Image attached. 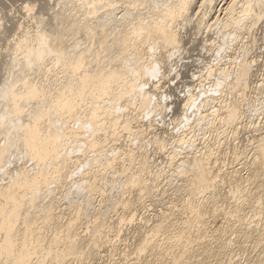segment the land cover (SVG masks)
Returning <instances> with one entry per match:
<instances>
[{
    "label": "bare ground",
    "instance_id": "bare-ground-1",
    "mask_svg": "<svg viewBox=\"0 0 264 264\" xmlns=\"http://www.w3.org/2000/svg\"><path fill=\"white\" fill-rule=\"evenodd\" d=\"M74 1H76V3L79 2V4L84 6V8L87 7L90 10V11H88L89 14L87 12H86L87 13L86 14L83 11H82L83 13H81L80 12L81 10H80V11H77V13L79 12L78 14L72 13L71 11H69L70 13H68V14L65 12L64 14L62 13L60 15L57 11V13L59 15L56 13V14H53V17H52V18H54L52 20L56 21L54 25L57 26L56 23H58L59 21H60V23H63V24L67 23L66 24L67 26H65L64 30H70L71 32L77 33L78 36L82 35L79 37V39L75 38L74 36L73 37L75 39L72 38V36H69L70 38H72V40L73 39L75 40V42H72L74 45L72 43L71 44L68 43L67 40H65L63 38V34H62L63 32H58V33L55 32L56 34L54 33L56 36H58V34L61 33V34H59L58 37H56L57 38L56 39L57 42H55L56 44L54 43V41H55L54 38H53L54 41H51V40L49 41V36H48V34L44 33V31H45L44 28L46 29L48 27L47 29H48V31L50 30L49 32H51L52 30H55L56 26L54 28V25L51 24L53 22L51 19L50 20L52 22L49 21L50 23H47V24H49V26L47 25V27H43V29H42L43 32L38 27H37L38 28L37 30L35 28L36 31H35L34 39L31 40L30 38H26V40L27 39L31 40L30 44L25 42L26 44H29L26 47L30 48V49L29 50L27 49L28 51L26 50V51H24V54H21L23 56V57L21 56L22 59H20V56H19L20 54L18 55L19 58H18V56H16L17 53L21 52V48H22L21 46L23 43L22 38H20L21 39L20 41L17 40V43L14 46L12 45L14 47V49H16L15 51L13 50L12 52H15L16 55H14V53H12L13 55L11 56V54H10L9 61L11 63H14L16 65V67H19V69H18L19 74L20 73L22 74V72H24L30 78H28L27 80L26 79L24 80V78H26V75H25V77L23 76L24 81L23 82L21 81V82L23 83V86L26 87V90L24 89L25 93L24 94L22 93L23 95L20 92H18L19 89L16 88L15 82L12 83V81H14V80H12L11 83L10 82H8V84L6 83V92H8L10 94V99L12 100L11 107L13 105V108L0 113V131L5 132V135H4L5 137L3 136L4 139L1 140L2 137L0 138V163L5 162V161L7 163L9 162V160H10L9 158L11 157V155L13 154V151H14L13 149H15V146H14L15 144L13 145L11 143H12V141L13 142L17 141V138H19L18 141L21 142L20 145L22 146L21 149L23 150V153L26 150V153H28L29 156H31V158H33V159H35L34 157H36V159L38 158L39 162H40V166L42 167V169H40L41 167H39L40 171L38 170L39 171L38 172L35 170L34 171L28 170L29 167L27 169L24 168L25 172L21 170L22 173L19 172V174L18 175L15 174L14 177H13L14 172L13 173L11 172L13 175L10 173L11 176L9 174L10 177H8L7 175H6L7 177L6 176L3 177L2 173L0 172L1 173L0 174V239H2V241H0V264H49V263L50 264H61V263H63V261H67V260L69 261L72 258H74V260L76 258L79 261V259L80 260L85 259L84 257L86 255L84 256V254L87 252L88 249L90 250V251H88L90 256L93 257V255H94V259L96 258L95 260L100 259L102 261L104 259L102 254H103V252H105V250H103L102 247L106 246L109 248V250H111V252L112 251L115 252L117 250L116 249L117 246H115L116 241L115 242L113 241L114 237L112 239V238H109L108 236H109V233L111 231H112L111 233H113V231L117 232L115 230V228H116V225H118L119 221H111L110 220V223L103 225L104 227L107 225V228H109V230L111 229V231L109 233L105 230L106 228L105 229L102 228L103 227L102 225H97V227L98 226L99 227L102 226V227H101V229H98L99 227L97 228V231H95L96 234L91 233V235L93 234L95 237L89 236V238H87V236L80 235L81 232L83 233L84 229H82L81 232L78 231L80 228H82L85 225H86L85 230H87L89 228V227L87 228V226H89V225H87V222H85V224L82 225V224H80V220H79V222L77 221L78 219H81V218H79V216L81 217V214H85V213H82L84 211L82 210V206H80L79 201L81 202V200L85 199L84 200L86 203L85 206H88V205H90V202L92 201V199H94L93 196L96 193H98V192L103 193L104 189H102V187H101L102 184H98L100 181H99V177H97V176L102 175V174H100L102 169H105V171H106V169L112 170V168H116L115 167L116 161L119 160V158L115 161V165H114V160H115V158H117L120 155V154L116 155L115 151H114V154H115L114 155L112 153V151L110 150L113 156L111 155V153H109L110 155L102 154V156H101L100 154L97 155L98 152H96L95 154L97 156L95 154L93 155V153H92L91 157H87L88 152L91 153L92 150L98 149L97 146H98V142L100 141L99 140L100 136L97 134L96 129L98 127L101 128L100 126H103L104 124H106V122L108 123V121H109V123H108L109 125L107 124L108 126L111 125L110 121L112 124L116 123L115 127L119 126L118 123H121V121H119V120H121V118L119 117L120 114L118 116L113 115L114 114L113 108H115L116 112H118L117 110L119 108L115 107L117 105V103H119L117 101L124 99L125 96H127L126 98L129 97L130 100H133L132 98L137 97V100L141 104H143L142 106L140 104V106L143 108H144V105L145 106L147 105V109H148V106L150 108L152 105H154L153 102L155 100V97H157L159 95L158 93L162 92V89L165 88V85L169 84V83H167V84L165 83V81H166L165 79L168 76V71H172L173 68H172V66H169L170 64L167 65V61L170 62V60L172 58H174V55H175V57L181 58L182 56H180V55L184 54L182 52H184L183 50L186 49V45L189 46L188 43L190 42V40H192V43H193V41H196V39H200L202 36L203 39L201 38L202 39L201 44H203V45H201L200 49H202V51L204 53L209 55V57L213 56V58H214V56L217 53L221 52L220 50H222V48L223 49L226 48L225 47L226 45H229L231 43L234 44L235 42L239 43L240 39L243 42V40H245V39H243L244 38L243 37L244 32L247 30L248 31L246 32L245 35L248 36L247 33H249V34H251L252 37H254V38H252V41L255 39V41H254L255 43L254 42L251 43V40L249 42V43L253 44L252 49H255L254 48L255 45H260L257 43V41L259 40V38L257 36V34L259 33V29L262 30V28H264L263 27L264 24H263V26L261 25V23L264 21V0H74ZM74 1H73V3H74ZM24 7H26L27 10H28V8L31 9L30 4H26V6H24ZM77 8L78 7H76V9ZM87 8H85L86 11H87ZM64 10L66 11L67 9L64 8ZM54 12H55V9H54ZM90 13H91V15H90ZM39 16H40V14H39ZM39 18H36V19L38 20ZM44 21H45L44 25H46L47 20H44ZM42 23H40V25H42ZM218 27H219L218 31L219 32L222 31V34H224L226 36V40H224V39L222 40V38H224L225 36L222 37L221 39H220L221 36L220 37H218L219 35L217 36V34L219 32H215V30L217 31L216 28H218ZM62 28H63V25H62ZM48 31H47V33H48ZM212 32H214L213 34L216 35V38L213 37L214 35H211ZM23 34H24V32H23ZM49 35H51V34H49ZM260 35H261V33H260ZM262 35H263V33H262ZM52 36L53 35H51L50 38ZM256 36L258 38L257 41H256ZM83 37H86V38H84V40L90 39V38L93 40V38H95V41H96V39H97V44H98L97 46H99L100 50L98 49L99 52L96 55L98 57H96L95 54H93L94 59H95V57L98 58L95 61H94V59L92 60V57H91V60L89 59L91 56V50H90L91 48L89 46H91V45H89L88 48L86 47L85 50L84 49L82 50L81 46H79L80 43L83 44V42H84V41H82ZM204 37H208V38L205 39ZM217 37H218V39H217ZM66 39H68V38H66ZM247 39L248 38H246V40ZM250 39H251V37H250ZM78 40H80V42H78ZM92 40L90 43L93 42ZM246 40L244 41L243 47L245 45H247L246 43H248V42H246ZM192 43L190 42V44H192ZM93 46H92V48H94ZM190 46H189V48H191ZM247 46H245L246 49H247ZM249 47L251 48V45ZM245 48H242V49L244 51H246ZM258 48L259 47H257V49ZM25 49H22V50H25ZM229 49H230V47L228 48V50ZM233 49L235 50V47ZM233 49L231 50V52H233ZM237 49L239 50V48H237ZM18 50H19V52H17ZM193 50H194V48H193ZM225 50H223V51H225ZM190 51H191V49H190ZM215 51H217V53H215ZM191 52H189V49H188V54ZM236 52H239V51H235V53H233V54H237ZM251 52L249 51V52H247V54L251 53ZM70 53L71 54L73 53L72 54L73 58L71 57L72 55ZM95 53H97V52H95ZM185 53H186V51H185ZM240 53H239V55L243 56V58L240 56L242 59L237 60L239 58L238 55H236L238 57L237 58L235 55H232L231 53L228 52V54H231V57L234 56L236 58L234 59V57H233L232 60L231 59L228 60L227 62H229V63H227V65H226L225 61L227 59H229L230 56H228L229 58H226V60H224L226 52L223 55H222V53H219V55L220 56L222 55L224 58L223 63L218 62V61H217L218 63H213V62L210 63L211 61H209V64H211V65H206V67H205V65H203L205 68L203 67L204 70L201 71L202 73L200 75H198V78L196 79L197 83L194 84V86H196V87L199 86V90H200V87L204 88L205 85L208 83V81L212 78L211 76L213 75V73H215L216 70L217 71L220 70L221 72H219V73H221L222 76L219 77L220 76V74H219L218 77L221 79L220 80L217 79L216 81L214 80V82H216L217 85L218 84L221 85L220 87H222V88H223L222 84L232 85V87L241 86L242 88L240 91H243V90L246 91V89L249 87L248 79L250 77V73H251V71L254 70V67L252 64L256 61L250 62L249 60L251 58H250L249 54H248L249 55V57H248L249 60H248V59H245L246 53L245 54H240ZM189 55H191V54H189ZM189 55H188V57H189ZM220 56H218V57L220 58ZM184 57H182V58H184ZM192 57H193V55H192ZM210 59L212 60L211 57H210ZM254 59L255 58H253V60ZM97 60H99V62ZM221 60L222 59H220V61ZM256 60H257V58H256ZM186 61H184V64H186ZM176 62L178 63L179 59ZM195 63H197V62H195ZM184 64L182 65L183 68L185 66ZM96 66L99 68H97ZM189 66H190V64H189ZM254 66H257L256 63H254ZM16 67L14 68L13 71H15ZM183 68H180V69H183ZM173 70H175V69H173ZM176 70H177V68H176ZM52 72H54V74H52ZM59 72L62 73V76L59 79H58V77H60V75L56 78L57 79L56 84H58V87L56 86V90H51V89L48 90L49 88H47V87H50L49 86L50 84L48 85V83H46V78L48 77V79H49V77H50V79H51V74L54 77V75L56 74L55 76H57L58 75L57 73H59ZM173 73H174V71H173ZM216 73H218V72H216ZM13 76H15V75L13 74ZM19 76H22V75H19ZM53 77H52V80H53ZM215 77L216 76H214V78ZM18 81H17V83H18ZM47 81H49V80H47ZM51 81H49V82H51ZM54 82H56V81L54 80ZM213 85H215V84H213ZM217 85H215V86L217 87ZM23 86H22V88H24ZM168 86H170V85H168ZM216 87H215V90H216ZM222 88H221V90H222ZM228 89H229V86H228ZM230 89H232V88H230ZM164 90H166V89H164ZM212 90L213 89L211 88V91ZM215 90L213 92H215ZM221 90H220V92H221ZM217 91H218V87H217L216 92ZM229 91L230 90H228V93H229ZM200 93L202 94V92H200ZM161 94H163V92ZM204 94H206V92ZM195 95H196L195 93H191L189 95V98L186 100V103H184L185 104L184 106H188L189 104H191L193 102L192 100L194 99ZM203 95H202V97H203ZM242 95L240 97H242ZM223 97H224V95H223ZM24 98H28V101H31V102L34 100H37L35 102V104L32 103L33 105H35L34 106L35 108L32 106L33 110L32 111H31V109L29 110V111H31V113L30 112L25 113L24 112L25 108L22 109V107L24 105L22 103V100ZM105 98H107L108 101H111V103H113L115 106L112 105V107H111V105H110L111 103L109 104V102H108V104L110 105L109 106L106 103L107 99L105 100ZM156 99H158V98H156ZM224 99H225V97H224ZM209 101H211V100H209ZM125 102H126V100H125ZM128 102H127V104H128ZM225 102H226V100H225ZM225 102H223V103H225ZM32 104H30V105H32ZM206 104H207V101H206ZM226 104H228V103L226 102ZM226 104H225V106H226ZM27 105H28V103H27ZM121 105L119 107H121ZM220 105H223V104H220ZM140 106H139V108H140ZM156 106H157V104H156ZM156 106H154V107H156ZM24 107H26V104L24 105ZM122 107H123V105H122ZM221 108L224 109V111L223 110L222 111L226 115L224 116V114H223L222 116H223V119L225 117V119L227 120V123L235 122L237 119L240 118V114H239L240 110L237 106L228 104V107L226 106V107H221ZM123 109H126V108H122V110ZM135 109H137V108H135ZM145 109H146V107L144 108V111H145ZM147 109H146V111H148ZM162 109H163V107H162ZM193 109H194V107H193ZM153 110H150V111H153ZM116 112H115V114H117ZM243 112H245V111H243ZM222 113H220V114H222ZM72 117H74L75 119L73 118L74 120H72ZM117 117H119L120 119L118 120ZM128 117H129V115H128ZM210 117H211V115H210ZM68 118H71L70 120H72L73 122L75 121V124L73 123L71 125H76V123H77L76 127L71 126L73 128V130L69 129L71 127H68V125H70L69 124L70 120H68ZM134 118H136V117H134ZM129 120L130 119L127 118L126 121H124L125 123L122 122L124 124L119 126V129L121 127L122 130H120V131L118 130V132H121L123 134V133H126L128 131L132 135L134 134L133 132H135V134H136L137 129L132 132L131 122ZM190 120H192V119H190ZM202 121H201V123H202ZM10 122H11V125H10ZM84 122H85L84 125L86 127H88V129L93 130L94 132L93 131L92 132L94 134H97V136H99V137H95L94 134H92V135L90 134V136H87V133H85L84 129H82L83 127L81 126L82 123H84ZM189 123H190V121H189ZM201 123H199V124H201ZM62 124H65L64 128H63ZM114 124L112 125L113 127H114ZM97 125H100V126L97 127ZM78 126H81L82 128H80ZM230 126H231V124H230ZM11 127L13 128V132L16 133V136H17L16 139H14L12 136H9L10 134L7 137V134L10 132ZM113 127H111V128H113ZM94 128H96V129H94ZM103 128L106 129L105 126L102 127L101 129H103ZM101 129H99V130H101ZM107 130H110V129H107ZM112 130H114V129H111V131ZM11 131H12V129H11ZM103 131H104V129H103ZM124 131H126V132H124ZM90 132H88V134ZM100 132H99V134H100ZM116 132H117V130L115 128V133ZM144 133H146V132L144 131ZM144 133L141 132L140 130L139 131L137 130L135 140L139 141V143L140 142L142 143L143 139L145 138V137L144 138L142 137ZM109 134L112 135V132ZM119 134L120 133H118V135ZM263 134H259L261 136H259V139H257V141L254 140V138H255L254 137L253 141H251L250 144H247L248 146L249 145L251 146V147L249 146L250 148L253 147V149H254V155H253L254 158L252 157L253 160H251V164H248L246 162L247 163L246 164V166H247L246 170H248V171L251 170L253 172L252 180L255 184V187L254 188L252 187L253 189L250 187L252 190L251 189L248 190L247 188H249V187H247L246 189H243L244 187L242 185L243 188L241 189V187H239L238 181H237L238 184L234 182V184H237L238 187L241 189L239 191V195H238V191H237V190H239V188L234 189L236 191L235 195L239 196L238 201L236 200L237 198L234 199V200H236V202L238 204V205L236 204V207L239 206L241 209V207L247 206V207H250V209L251 208H254V209H252V212L250 214L246 213L245 216H242V217L240 216V218H236L237 219L236 221L233 220L236 222V224L233 223L232 224L233 226L231 228L229 227L230 230H228V231L225 230V231H227L226 232L227 234L229 233V231H231L232 234L233 233L236 234L235 238H238V240H236L235 238L234 239L236 240L237 243H239L238 249L242 251V253L239 252L240 255L244 254L243 251H245V249L247 251L249 250V249H247L249 245H245V243L247 241H249L250 239H253L256 242L255 245L260 247L261 252L259 254H255V255L252 254L250 256L248 253H245V255L246 254L249 255L247 257L245 263L243 261H241L240 259H237L238 253H236V250L234 248L238 247V245H236V247L234 246V244H236V243L233 242L234 239L231 238L230 236L226 237V234H224L225 237L222 236L223 232H222V234L221 233L218 234V236L216 235L217 236L216 239H213V240L208 241V242H206L204 240L205 242H203V243H201L202 240H201V242H199V240L202 238L201 236L203 235V231L205 229L203 226L204 223L201 224V222L206 220V218L201 214V210H202V213H204L205 208H208V210L210 208V211H211V209H215L217 207L215 205V203L213 204L211 202V199H212L211 196L215 197L218 190H220V187L222 185V183H221L222 180L221 181L217 180L219 177L218 172L216 173V175H213L214 171L212 173L210 171V169H211L210 163H211V161H213L212 159L214 157L213 156L211 159V155L214 152L213 151H212L213 153L207 152L208 149L206 150V152H202L200 149V152H201L200 155H197L195 153L192 155L193 151H189V150H190V148L191 149L195 148L197 146V144H196V146H195V144H193L194 141H193V135L192 134L191 135L186 134L185 136L180 137L177 140V142H178V145L179 144L182 145L181 147H183V146H185L186 148L188 147L189 150L188 149L187 150H188V154H190V155L186 154L184 160L181 159L180 161H178L177 166L175 168V171H176V173L178 172V174H182L185 176H186L187 171L190 172V174H188L185 178H182V179H185V181L187 180L188 184L187 183L186 184L191 186L190 192H191V190H193V192H191L192 195L189 193L191 196L187 195L188 196L187 199H190V202L188 200L189 204H192V203L194 204L193 209L195 208V210L192 211V214H190L192 216L187 218V219L190 218L188 221L185 222L184 219L182 220L183 223L179 222L178 220L173 218L175 213L174 214L169 213L168 214L169 216H168V215H166V213H167L166 211H165L166 212L165 214L161 211L163 214H160V218H159V215H157L159 220H157L156 223H153V224H155L153 227H150L152 230H150V232L145 231V233L142 232V234H139L141 241L138 242V246L136 244L137 248H134V249H136L134 251V255L131 256L130 259H128V261H127L128 263L125 261L126 264H154L153 263L154 261H157V263H159V264H177V263L178 264H264V223L262 222L263 227H261L260 223H259V220L262 219L261 216H262V212H263V211H261V208H262L261 205L264 202L261 201V199H263V198H262L261 193L258 192L260 187H261V183L263 184V181H264V135ZM114 137L115 138H113L111 141L115 145L117 143L116 141L119 140V138H117V140L115 141L117 135ZM127 137H130V136H128V134H127ZM104 139H105V137H104ZM123 139L127 140L128 138L123 137ZM166 140H168V139H166ZM127 142L132 144V142L129 140H127ZM128 143L126 145H128ZM159 143H160V141H159ZM156 144L157 143L155 142V145ZM100 145H101V143H100ZM132 145H130V146H132ZM155 145H153V146H155ZM161 145L163 146V144H161ZM202 145H204V144H202ZM63 146L66 149L65 150L63 148V150L69 154H70L69 151L75 152V149L77 150V148H75L76 146L81 147V148L79 147L78 150H83V152L78 151V152H80V153L82 152V153L81 154L79 153V155H77V159L75 157L73 158L75 160L74 162L76 163L77 166L82 164V163L81 164L78 163L81 160L83 163L84 162L88 163L90 165L89 168L91 166L94 168H95V166H97V168H95V169H98V170H96V172H98V173L100 171V169H99L100 166L98 167V165H101L102 169H101L99 175L91 174L92 175L91 176V175L87 174V178L85 180H83V182H81V180H80V183H79V181L77 180L79 184L76 182V185H75L72 182V184H73V185L71 184L72 188L70 187L71 189H67V193H68V190H70V191L68 194L66 193V195L64 197H65L66 201L68 202V204L70 206H73V208H75L74 205L77 203L76 207H78V209H77V211L76 210L74 211V209H73V211L75 213V214H73V218L71 220L68 219L69 220L68 224L65 223L64 225H62V228L60 231H59V228L61 227V225L59 226L57 231L56 230L51 231L52 229L50 230V228H49V226L51 224L52 225H56L58 223L61 224L62 223L61 220L63 219V217L68 215V213H65L64 209H62V206H61V208H58L60 206L56 202V199H57V197H55L56 195L51 193L52 190L50 189V186H49V188H47V185H50V184H52V186L55 188H57L59 186V184H57V183L59 182L58 180H60L59 179L60 176L58 179H56L55 175H57V174L55 173V171L57 172V170L59 168H62L65 165V163H70V161H71V160H69V162L68 161L65 162V158L68 157L69 154L66 155L67 153L65 154L64 152H62L64 154L59 153L60 150H62L59 147L62 148ZM108 146H109V143H108ZM138 146H140V145H138ZM162 146L160 147V145H159L158 148L163 150ZM12 147H13V149H12ZM115 147H117V144ZM118 147H123V146H118ZM179 147H180V145H179ZM185 147H184V150L186 151ZM123 148H125V147H123ZM246 148H247V146H246ZM113 149H115V148L113 147ZM129 149H131L130 151H132L131 147H129ZM135 149L133 148V150H135ZM165 149H166V147H165ZM118 150H119V148H118ZM120 150L124 151V149H122V148ZM126 150L127 149H125L124 154L121 156L122 158H125V155H126L125 152L128 151V150L127 151ZM246 150H248V149H244L243 151L241 150L242 151L241 154H243V152ZM134 152L136 153V150L133 151V153L131 152L132 156L130 155V153L127 152L128 154L126 156H128V157L131 156L133 158V155H134V158H136V156L138 154L135 155ZM137 152L139 153V151H137ZM239 152H240L239 150L236 152L234 150V153H236L235 155L237 156V158L240 155ZM90 153H88V154H90ZM105 153H107V152H105ZM118 153H119V151L117 152V154ZM140 153H142V150ZM178 153L180 154V151ZM244 154H245V152H244ZM144 155L142 156L143 160H145L144 157H146ZM29 156H28V158H29ZM176 156H177V154L175 152L172 153L171 159L176 158V160H177L178 158ZM248 156L251 157V155H248ZM132 158H131V160L134 159V158L133 159ZM242 158L244 160V157H242ZM78 159H79V161H77ZM167 159H170V158H167ZM123 160H125V159H123ZM123 160L120 158L119 163L123 164V162H124ZM127 160L128 159H126V161ZM136 160L139 161V164L143 165L142 168L140 166L139 167L140 170L138 168L136 169V170H139L138 172L135 170L136 172L133 171L135 174L133 173L132 175H129L126 180L123 179L124 180L123 184H125V185H122V186H126V185L128 186V184H130L129 187L130 186H131V188L133 187L132 189L135 188V191L137 193L135 194L136 198H134V201L135 200H137V201H135L136 203L134 204V202L132 201L133 198L129 197V198H125L121 202H116V201L115 202L116 203H122V204H119V206L121 205L123 210L124 209L127 211L130 210V212L134 211L138 207L142 208L144 210V212L142 214L141 221L143 223L144 222L146 223V222L152 221V220L146 217V213H147L146 209H149V208H148V205H146L145 202H143V199H144L143 197H146V199L150 198V196L153 194L154 187H156L157 185H155L154 187H152L153 189H151V186H149L150 182L146 184L147 181H145V179L144 178L142 179V177H141V174L143 175L144 173H146L145 171H147V170H144L148 165L146 163L147 160H146V162L142 161V163L140 162L139 158H137ZM61 161L65 162V163H63V166H61L59 164V162H61ZM133 162H134V160H133ZM169 162H171V161L169 160ZM173 162H175V161H172V164H173ZM11 163H13V162H10V165H12ZM144 163H146L145 167H144ZM256 163H258V165H256ZM3 164H0V166L2 167ZM129 164H131V163H129ZM129 164H128V166H129ZM4 165L6 168V164H4ZM255 165H256V168L253 169V167H255ZM59 166H61V167H59ZM122 166H124V165H122ZM125 167H123V168H125ZM131 167H132V164H131ZM2 168L0 169V171L2 170ZM43 168H44V171H43ZM77 168H79V167H77ZM123 168H122V170H124ZM240 168H242V167L240 166ZM9 169H10V167H9ZM49 169H51V171H52L51 173H50ZM63 169L66 172V169L65 168H63ZM83 169H84V167H83ZM3 170H4V168H3ZM64 170H62V171L64 172ZM72 170H74V169H72ZM122 170L120 171V173L121 172L124 173V171H122ZM126 170L129 171V173L131 174V172H132L131 169L128 170V168H127ZM148 170H149V168H148ZM150 170L153 171L152 169H150ZM163 170H164V168H163ZM165 170H167V169L165 168ZM217 170L218 169L216 168L215 171H217ZM240 170L236 167L232 169L233 173L236 172L237 174L241 173ZM59 171H61V170H59ZM71 171H70V174H71ZM105 171H104V174L107 173ZM119 171L117 173H119ZM93 172H95V171H93ZM112 172H113V170H112ZM156 172L153 171V173L152 172L151 173H152V175L153 174L157 175ZM161 172H163L162 169H161L160 173ZM189 172H187V173H189ZM4 173L5 172H3V174ZM54 173H55V175L53 176ZM109 173H111V172H109ZM158 173H159V171H158ZM76 174L77 173H75V175ZM79 174H80V172H79ZM79 174H77V177ZM115 174H116V171H115ZM124 174H122V175L124 176ZM172 174H173V172H172ZM172 174L170 173V175H172ZM67 175H69V174H67ZM72 175H74V174L72 173ZM88 175H89V177H88ZM111 175H113V174H111ZM220 176H222V174ZM63 177H65V176H63ZM145 177H146V175H145ZM150 177L146 178V179H150V181H153V180H151ZM153 177H155V176H153ZM153 177H152V179H153ZM160 177H155L156 178V179L154 178L155 181L157 180V182H158V179ZM182 177H184V176H182ZM211 178L213 180H211ZM249 178H251V176L248 177V179ZM63 179H62V181H63ZM169 179H172V178H169ZM56 181H57V183H56ZM102 181L104 182V180H102ZM102 181H101V183H102ZM155 181H154V183H155ZM230 181H232V180L230 179ZM163 182H165V181H163ZM224 182H226V181L224 180ZM226 183L228 184V181ZM230 184H232V183H230ZM151 185H154L153 182H151ZM171 185H173V184H171ZM230 186L232 187V185H230ZM43 187H46L47 190L45 188L43 189ZM158 187H161V186H158ZM235 188H236V186H235ZM80 190L83 191L84 196H81L82 199L78 200L77 194H75V193L77 191H80ZM162 190H164V189H162ZM185 190H187V189H185ZM188 190H189V188H188ZM128 191H129V189H128ZM208 191H209V193H211V195L207 196L206 193ZM221 191H223V190H221ZM230 192L233 194L232 191H230ZM130 193H132V192L130 191ZM154 193H155V191H154ZM156 193H159V192L156 191ZM160 193L164 194L162 192H160ZM44 194L47 195L46 197L50 198L48 201L49 203H47V206H45V205H44L45 207L41 206L44 210L47 209V212L45 211L46 212L45 215L43 217L41 216L42 220H43V221H41L42 223L35 226V225H33L34 223L33 224L31 223L32 219H31V221H29L31 224L28 222V219H29L28 213H30L31 217H32L34 215V213L40 211L37 208L38 211L33 212V210H37L35 207L36 206L38 207V203L36 204V202L38 201V199H40L39 197L45 198ZM98 194H96V195H98ZM148 194H150L149 197H147ZM213 194H215V195H213ZM96 195H95V197H96ZM120 198L123 199V196ZM120 198H119V200H121ZM59 199H60V197H59ZM146 199H144V200L146 201ZM158 200H160V199H158ZM66 201H64L65 205L67 204ZM131 201L133 203H131ZM42 204H43V202H42ZM114 204L115 203H113V205ZM133 204L137 205L136 206L137 208L134 209ZM185 204L187 205V203H185ZM81 205H82V202H81ZM91 205H90V207L93 206V205L92 206ZM107 205H108V203H107ZM68 207H66V208H68ZM88 207L86 208V210L88 209ZM172 207H169V208H172ZM107 208L109 209L110 207H107ZM232 208H233V206H232ZM234 208H235V206H234ZM71 209H72V207H71ZM83 209H85V208H83ZM106 209H104V210H106ZM208 210H207V212H208ZM98 211H100V210H98ZM167 211L170 212L171 210L170 211L167 210ZM232 211H234V210H232ZM260 211H261V213H260ZM105 212L107 213L108 211H105ZM239 213H241V212H239ZM21 214H25V216L23 215L25 219H23V217H22V220L20 219ZM70 214L71 213L69 212V215ZM88 214H89V212H88ZM98 214H99V212H98ZM171 214H173L172 215L173 217H170ZM205 214L206 213H204V215ZM229 214H230V212H229ZM86 215H87V213H86ZM134 215H135V212H132V215H131L132 217L131 216L130 217L134 218L135 217ZM236 216H239V215L237 214ZM87 217H89V215ZM94 217H95V215H94ZM97 217H98V215L96 216V218ZM84 219H86L85 216H84ZM115 219L118 220V218H115ZM134 219H136V218H134ZM123 220H125V219H123ZM131 220H133V219H131ZM64 221H66V220H64ZM121 221H122V219H121ZM141 221H140V223H141ZM231 221H229V222L231 223ZM33 222H37V221L34 220ZM81 222H83V220ZM106 222H107V220L105 221V223ZM123 222L124 221H122L120 223L122 224ZM90 223H92V221ZM121 224H119V225L121 226ZM142 225H144V224H142ZM95 227L96 226L94 225V228ZM260 227H261V229H260ZM47 228H49V230L52 233H50L49 230H48L49 232H47ZM91 228H90V230L89 229L88 230L91 231L92 230ZM192 228H195V229H192ZM141 229H143V226ZM159 229H160V231H159ZM94 230H96V229H94ZM146 230H148V229L146 228ZM115 232H114V234H115ZM119 232H121L120 229H119ZM131 232H132V230H131ZM139 232H141V231H139ZM84 233H88V231L84 232ZM107 233H108V235H106ZM233 235H232V237H233ZM118 236H119V234H118ZM118 238H120V237H117V239ZM216 240H218V242H216ZM253 240H251V241H253ZM86 242H88V244H89V246L87 245L88 247H86L88 249H86V252H80L81 255H78V253H76L77 252L76 247H81V246L85 245ZM57 245L59 246L58 248H57ZM252 247H254V246H252ZM114 249H116V250H114ZM83 251H85V249H83ZM106 251H107V249H106ZM151 251L153 253H151ZM111 252H110V254H111ZM89 254H87L88 258L90 257ZM131 254H132V252H131ZM104 255H105V253H104ZM151 255H153V257H152L153 259L152 258L150 259ZM106 256H104V257H106ZM108 256H109V254H108ZM92 257H90L89 259H92ZM242 257H244V256H242ZM178 258L179 259L181 258V259L178 261ZM72 261H73V259H72ZM101 261H100V263H102ZM98 262H99V260H98ZM65 263L66 262H64L63 264H65ZM67 264H70V261ZM96 264H99V263H96ZM111 264H113V262ZM114 264H119V263L116 262Z\"/></svg>",
    "mask_w": 264,
    "mask_h": 264
},
{
    "label": "rangeland",
    "instance_id": "rangeland-1",
    "mask_svg": "<svg viewBox=\"0 0 264 264\" xmlns=\"http://www.w3.org/2000/svg\"><path fill=\"white\" fill-rule=\"evenodd\" d=\"M74 1V0H73ZM73 1L72 0H0V113L1 112H3V111H7V110H9V109H11V108H13V105H12V107H11V102H12V100L10 99V94L8 93V92H6V83L8 84V82H10L11 83V81L12 80H14V81H12V83H14L15 82V85H16V88L17 89H19L18 90V92H20L21 94L23 93H25V90H26V87L25 86H23V81L26 79H28V78H30V77H28L27 75H26V73H24V72H22V74L20 73L19 74V71H18V69H19V67H16V65L14 64V63H11L10 61H9V59H10V54H11V56L13 55L12 53H14V55H16L15 54V52H12L13 50L15 51L16 49H14V45L17 43V40L18 41H20L21 39L20 38H22V40H23V43H22V48H21V52H19V50L17 51V52H19V53H17V55L16 56H18L19 54V56H20V59H22L21 58V54H24V51H26L27 49L29 50L30 48H27L26 46L27 45H29L30 43H31V40L32 39H34V36H35V31L39 28L40 30H42L43 29V27H47V25L49 26V24H47V23H50L49 21H51L52 19H54V18H52L53 17V14H56L57 13V11H58V13L61 15L62 13L64 14L65 12L68 14V13H70L69 11H71L72 13H77V11H80L81 13H88V11H90L87 7H85V8H87V11L85 10V8H84V6L83 5H81V4H79V2H77L76 3V1H74V3H73ZM25 3V4H24ZM26 4H30V6H31V9L30 8H28V10L26 9V7H24V6H26ZM76 6H75V5ZM78 5V6H77ZM63 6V7H62ZM65 6V7H64ZM33 7V8H32ZM76 7H78L77 9H76ZM64 8H66L67 10L65 11L64 10ZM70 8V9H69ZM54 9H55V12H54ZM83 9V10H82ZM44 10V11H43ZM64 10V11H63ZM75 11V12H74ZM83 11V12H82ZM29 13V14H28ZM52 13V14H51ZM57 13V14H58ZM79 13V12H78ZM77 13V14H78ZM86 13V14H87ZM39 14H40V16H39ZM58 14V15H59ZM85 14V15H86ZM89 14V13H88ZM52 15V16H51ZM90 15H91V13H90ZM43 18H42V17ZM51 16V17H50ZM89 16V15H88ZM40 17V18H39ZM50 17V18H49ZM19 18V19H18ZM36 18H39L38 20L36 19ZM49 18V19H48ZM34 19V20H33ZM51 19V20H50ZM29 20V21H28ZM44 20H47L46 21V25H44L45 24V21ZM34 23H33V22ZM38 21V22H37ZM53 21V20H52ZM51 21V22H52ZM43 22V23H42ZM55 22L56 21H53L51 24H55ZM36 23V24H35ZM38 23V24H37ZM40 23H42V25H40ZM59 23V24H58ZM58 23H56L57 24V26L56 25H54V28H55V26H56V28H55V30H52L51 32H49L48 31V27L45 29L44 28V30L46 31H44V33H46V34H48V36H49V41L51 40V41H54L53 40V38L55 39V41H54V43L55 42H57L56 41V37H58L59 36V34H61V33H59L58 34V36H56L55 34L56 33H58V32H63L62 34H63V38L65 39V40H67V42L68 43H72V42H75V38H78L79 39V37L80 36H82V35H79L78 36V34L77 33H74V32H71L70 30H64V28H65V26H67L66 24L67 23H60V21L58 22ZM35 24V25H34ZM263 24H264V21L261 23V25L263 26ZM37 25V26H36ZM62 25H63V28H62ZM36 26V27H35ZM41 26V27H40ZM20 27V28H19ZM23 27V28H22ZM38 27V28H37ZM264 27V26H263ZM35 28H36V30H35ZM61 28V29H60ZM32 31H31V30ZM63 29V30H62ZM217 29V31L215 30V32H219L218 31V29H219V27L218 28H216ZM264 28H262V30L261 29H259V33L257 34V36H258V38H259V40H258V38H257V36H256V41H257V43L258 44H260V45H255V49H252L253 48V44H251L252 42H254L255 41V39L252 41V38H254V37H252L251 36V34H249V33H247L248 34V36H246L245 34H246V32L248 31H245L244 32V38L243 39H245L246 40V38H248L247 40H246V42H250V40H251V43H246L247 45H245V46H247V49L245 48V46L243 47V45H244V41L245 40H243V42L241 41V39H240V42L238 43V42H235L234 44L233 43H231V44H229V45H226L224 48L226 49H223L222 48V50H220L221 52H219V53H222V55L223 54H225V52H226V54H225V59L223 58V56L221 57L220 55H219V53H217V51H215V53H217L215 56H214V58H213V56H210L211 58H212V60L210 59V57H209V55H207L206 53H204L203 51H202V49H200V47H201V45H203V44H201L202 43V39H203V37L201 36V38L200 39H196V41H193V43H192V40H190V42L192 43V44H190V42L188 43V45L191 47V48H189V46H187L186 45V49L185 50H183L184 52H182V53H184L183 55L185 56H183V55H180V56H182V57H184V58H178V57H175V55H174V58H172L171 60H170V62L169 61H167V65H169V66H172V68L173 69H175V70H173L172 69V71H168V76H167V78L165 79L166 81H165V83L167 84V83H169V84H167V85H165V88H163L162 89V92H163V94H161L162 92H160V93H158L159 95L157 96V97H155V100H154V105H152L150 108H149V106H148V109H147V105L145 106L144 105V108L146 107V109L148 110V111H146V109H145V111H144V108L143 107H141L143 104H141L138 100H137V97H134V98H132L133 100H130L129 99V97L128 98H126L127 96H125V98L124 99H122V100H119V101H117V102H119V103H117V105L115 106L113 103H111V101H108V99L107 98H105V100L107 99V101H106V103L108 104V102H109V104L111 105V107H112V105L113 106H115V107H117V108H119L117 111L118 112H116V110H115V108H113L114 109V114L113 115H119V117L121 118V120H119L120 118L119 117H117L118 118V120L119 121H121V123H118V125L119 126H121L122 124H124L125 122L124 121H126V119L128 118V119H130L129 121L131 122V129H132V132L133 131H135L136 129L139 131H141V132H143L144 133V131L146 132V133H144L143 134V141H142V143L140 142L139 143V141H137V140H135V136H136V134H137V130H136V134H135V132H133L134 134V136L132 135V134H130V132H128L127 130V132L126 131H124V132H126V133H121V132H118V130L120 131V130H122L121 129V127H120V129H119V126H117V127H115V124H114V127L112 126L113 124L111 123V121H110V126L111 127H113V128H111L110 126H108L109 124V121H108V123L106 122V124H104L103 126H100V125H97V127L98 126H100L101 128L102 127H106V129L105 128H103L104 129V131H103V129H101V128H94V129H96L95 131L97 132V134L100 136H97V134H94L93 132V130H91V129H88V127H86L84 124H85V122L84 123H82V127L81 126H78V127H80V128H82V129H84V131H85V133H87V136H90V134L92 135V134H94V136L95 137H99V142H98V146H97V148L98 149H96V150H92L91 151V153L90 152H88V153H90V154H88L87 153V157H91V155H92V153H93V155L96 153V152H98L97 153V155L98 154H100L101 156H102V154H105V155H110L109 153H111V151H112V153L114 154V151L116 152L115 154L116 155H119L117 158H115V160H114V165H115V161L119 158V160H120V158L123 160V159H125V160H123L124 162H123V164L122 163H119V160H117L116 161V165H115V167L116 168H112V170H113V172H112V170L111 169H106V171H105V169H102V166L101 165H98V167H99V169H100V171H101V169H102V171L104 170L105 172H107V173H105L104 174V171L102 172L101 171V173H100V171H99V173L100 174H104L103 176L102 175H99V173L98 172H96V170H98V169H95V168H97V166H95V168L94 167H90L89 168V164L88 163H86V162H82L81 160L79 161V159L77 160V161H79L78 163H82L81 165H79V166H77L76 165V163L74 162L75 160L73 159L74 157L77 159V155H79V153L80 152H78V151H82L83 152V150H78V148L80 147V146H76L75 148H77V150L75 149V152L74 151H69L70 152V154L69 153H67V152H65L64 150H63V148L65 149V147L63 146L62 148L61 147H59L60 149H62V150H60V152L59 153H61V154H66V155H68L69 154V156L68 157H66L65 158V162L66 161H68L69 162V160H71L70 161V163H65L64 161L61 163V162H59V164L61 165V166H63V163H65V167L63 166L62 168H59L58 170H57V172L59 171V170H61V171H59L58 173L55 171V173L58 175H55V173L53 174V176L55 175L56 176V179H58L59 178V176H60V180H58L59 182L57 183V181H56V183L57 184H59V186L57 187V188H55V187H53L52 186V184H50V185H47V188H49V186H50V189L52 190L51 191V193H53L54 195H56L55 197H57V199H56V202L59 204V206L60 207H58V208H61V206H62V209H64V211H65V213H68V215H66L65 217H63V219L64 220H66V221H64L63 219L61 220L62 221V223L61 224H56V225H50L49 226V228H50V230L51 231H54V230H56L57 231V229L59 228V226L61 225V227L59 228V231L61 230V228H62V225H64L65 223L66 224H68V221L69 220H71L72 218H73V214H75L74 213V211L76 210L77 211V209H78V207H76L77 206V203L74 205L75 206V208H73V206H70L69 204H68V202L66 201V199H65V195H66V193H67V189H71L72 187H71V184H72V182H73V184H75L76 185V182L78 183V181H79V183H80V180H81V182H83V180H85L86 178H87V174H89V175H91V174H96V175H99V176H97V177H99V183L98 184H102L101 185V187H102V189H104V191H103V193H101V192H98V193H96V194H98V195H96V197H95V195L93 196L94 197V199H92V201L90 202V205L92 206V207H90V205H88V206H85L86 205V203H85V199H83V200H81L82 198H81V196H84V193H83V191H77L75 194H77V198H78V200L80 199L81 200V202H82V205H81V202L79 201V203H80V206H82V210L84 211V212H82V213H85V214H81V217L79 216V218H81V219H78L77 221L79 222V220H80V224H82V225H84L85 224V222H87V225H89V226H87V228L90 230V228L92 229L91 231H89L88 229L87 230H85L86 229V225L85 226H83L82 228H80L78 231L79 232H81L82 231V229H84L83 230V233L81 232V234L80 235H82V236H87V238H89V236H94L93 234L91 235V233H95L96 234V232L95 231H97V228L99 227H97V225H105V224H108V223H110V220L111 221H119V223H118V225L119 224H121L120 222H122V221H124L122 224H121V226L119 225H116V228H115V230L117 231V232H115V231H113V233H111L112 231H111V229L109 230V228H107V225L104 227H102V226H100L98 229H101V227L102 228H106L105 230L109 233L110 231V233H109V238H112L113 239V237H114V239H113V241L115 242V246H117L116 247V249H114V250H116L115 252L114 251H112L111 252V250H109V248L108 247H106V246H104V247H102L103 248V250H105V252H103V260L101 261L100 259H98L99 260V262H98V260H95L94 259V255H93V257L92 256H90V254L88 253V251H90L88 248H86V247H88L89 246V244H88V242H86V244L85 245H83V246H81V247H76V253H78V255H81V253L80 252H86V249H88L87 250V254H89V256L90 257H92V259H89L87 256V254L85 253L84 254V258L85 259H82V260H80L79 259V261H78V259H76L75 258V260H74V258H72L73 259V261H72V259L71 260H69L70 261V264H96V263H99V264H111L112 262H113V264L114 263H116V262H118L119 264L121 263V264H126V262L128 261V259H130V257L131 256H133L134 255V251L136 250V249H134V248H137V246H138V242L139 241H141V239H140V236H139V234H142V232L143 233H145V231L147 232V231H149L150 232V230H152L150 227H153L155 224H153V223H156V221L157 220H159L158 219V216L157 215H159V218H160V214H165L166 212V215H168L169 213H175L174 214V217L172 216L173 214H171V216L170 217H173L174 219H176V220H178L179 222H182L183 223V219H184V221L186 222V221H188L189 219H187L188 217H191L192 215H190V214H192V211H194L195 210V208L193 209V203L192 204H189V202H190V199H187V197L188 196H191L192 195V193L191 192H193V190H191V192H190V185H187L188 184V182H187V180L185 181V179H182V178H185L188 174H190V172L189 171H187V172H189V173H187L186 172V176L185 175H182V174H178V172L176 173V171H175V168H176V166H177V163H178V161H180L181 159H183L184 160V158H185V156H186V154H188V147L186 148L185 146H183V147H181L182 145L181 144H179L180 145V147H179V145H178V142H177V140L180 138V137H183V136H185L186 134H192L193 135V141H194V143L193 144H195V146H196V144H197V146L195 147V148H193V149H191L190 148V150L189 151H193L192 152V155L195 153V154H197V155H200L201 154V152H200V149H201V151L202 152H206V150H207V152H210V153H213L212 155H211V159H212V157H213V161H211V163H210V166H211V169H210V171H211V173L213 172V175H216V173L218 172L219 173V177H218V179L217 180H219V181H221V183H222V185H221V187H220V190H218V192L216 193V195L215 194H213V195H215V197H212L211 196V202L214 204L215 203V205L218 207H216L215 209H211V211H210V208H209V210H208V208H205V210H204V213H206L205 215H204V213H202V210H201V214L206 218V220L205 221H203V222H201V224H203V226H204V231H203V235L201 236L202 238L199 240V242H201V240H202V242L201 243H203V242H208V241H211V240H213V239H216V237L218 236V234H222V232H223V235L222 236H224V234H226V237H231V238H235V236H236V234L235 233H231V231H229V233L227 234L226 232L228 231V230H230V228L233 226L232 224L233 223H235L236 224V218H240V216L242 217V216H245L246 215V213L247 214H250L251 212H252V209H254V208H251L250 209V207H241V209H240V207L239 206H237L236 207V204H237V202H236V200L238 201V195H239V191L243 188V189H246L247 187H249V188H247L248 190L249 189H251L252 187L254 188L255 187V184H254V182H253V180H252V175H253V172L250 170V171H248V170H246V164L248 163V164H251V160H253V155H254V149H253V147L252 148H250L247 144H250L251 143V141H253V138H254V140H256L257 141V139H259V136H261V135H259V134H263L264 133V30H263ZM62 30V31H61ZM213 30V31H214ZM47 31H48V33H47ZM2 32V33H1ZM23 32H24V34H23ZM31 32V33H30ZM33 32V33H32ZM42 32H43V30H42ZM56 32V33H55ZM221 32V33H220ZM218 34H217V36L218 37H220V39L222 38V37H224L225 35L224 34H222V31H220ZM55 33V34H54ZM65 33V34H64ZM214 32H212V34L211 35H214L213 34ZM260 33H261V35H260ZM262 33H263V35H262ZM27 34V35H26ZM32 34V35H31ZM49 34H51V35H53L51 38H50V36L51 35H49ZM19 35V36H18ZM189 35V34H188ZM223 35V36H222ZM253 35V34H252ZM3 36V37H2ZM33 36V37H32ZM67 36V37H66ZM69 36H72V38H74L73 40H72V38H70ZM74 36V37H73ZM228 36V35H227ZM251 37V39H250V37ZM24 37V38H23ZM211 37V36H210ZM214 38H216V35H214L213 36ZM218 37H217V39H218ZM17 38V39H16ZM26 38H30L29 40L27 39L26 40ZM66 38H68V39H66ZM84 38H86V37H83V39H82V41H84L83 42V44L82 43H80V45L79 46H81V48H82V50L84 49H86V47L88 48V46L89 45H91V46H89L91 49V56H90V60H91V57H92V60L94 59V55L93 54H95V56L98 54V52H99V46H97L98 44H97V39H96V41H95V38H93V40L90 38V39H85L84 40ZM205 39H207L208 37H204ZM228 38V37H227ZM25 39V40H24ZM71 41H70V40ZM226 40V36L224 37V38H222V40ZM81 40V39H80ZM80 40H78V42H80ZM91 40L93 41L92 43H90L91 42ZM249 40V41H248ZM28 41V42H27ZM260 41V42H259ZM29 43V44H26V43ZM96 42V43H95ZM196 44H195V43ZM263 42V43H262ZM89 43V44H88ZM255 43V42H254ZM25 44V45H24ZM56 44V43H55ZM73 44V43H72ZM88 44V45H87ZM187 44V43H186ZM195 44V45H194ZM241 46H239V45ZM13 45V46H12ZM74 45V44H73ZM86 45V46H85ZM94 45V46H93ZM233 45V46H232ZM251 45V48L249 47ZM25 46V47H24ZM92 46L94 47V48H92ZM228 46V47H227ZM232 46V47H231ZM259 47L258 49H257V47ZM263 46V47H262ZM85 47V48H84ZM98 47V48H97ZM188 47V48H187ZM194 48V50H193V48ZM230 47V49L228 50V48ZM235 47V50L233 49ZM239 48V50L237 49V48ZM26 48V49H25ZM242 48H245L246 49V51L247 52H251L252 50V52L251 53H248L249 55H250V60H249V55L247 54V52L246 51H244ZM249 48V49H248ZM22 49H25V50H22ZM94 49V50H93ZM99 49V50H98ZM188 49H189V52H191V53H189V54H191V55H189L188 54ZM190 49H191V51H190ZM233 49V52H231V50ZM237 49V50H236ZM261 49V50H260ZM27 50V51H28ZM96 50V51H95ZM223 50H225V51H223ZM243 50V51H242ZM93 51V52H92ZM185 51H186V53H185ZM229 53H231L232 55H238L239 56V58L237 59V60H240V59H242L243 58V56H241V55H239V53L240 54H245L246 53V56H245V59H248L250 62H253V61H256V62H254V63H256V65L257 66H254V63L252 64L253 65V67H254V70L253 71H251V73H250V77H249V79H248V84H249V87L246 89V91H244L243 89V91H240L241 90V86H234V87H232V85H228V84H222V86H223V88L225 87H227L226 89L224 88H222V87H220L221 85H217L216 84V82H214V80L216 81L217 79H221V78H219V77H221L222 76V74L221 73H219V72H221L220 70H216V72H218V73H213V75L211 76L212 78L208 81V83L205 85V87L204 88H201L200 87V90H199V86H194V84H196L197 82H196V79L198 78V75H200L202 72L201 71H203L204 69H203V65H205V67H206V65H211V64H209V61H211L210 63H218V62H222L223 63V61L224 60H226V58H229L228 56H230V58L229 59H227L226 61H225V63H226V65H227V63H229V62H227L228 60H232V58L234 57H231V54H228V52ZM235 51H239V52H236L237 54H233V53H235ZM255 51V52H254ZM10 52V53H9ZM23 52V53H22ZM95 52H97V53H95ZM224 52V53H223ZM258 53V54H257ZM71 54V53H70ZM73 54V53H72ZM71 54V55H72ZM187 56H186V55ZM93 55V56H92ZM188 55H189V57H188ZM192 55H193V57H192ZM254 55V56H253ZM19 56H18V58H19ZM100 56V55H99ZM218 56H220V58L218 57ZM242 58H241V57ZM260 56V57H259ZM23 57V56H22ZM72 58H73V55L71 56ZM96 57H98V56H96ZM95 57V59H94V61L96 60V59H98V58H96ZM188 57V58H187ZM236 57H234V59L236 58ZM100 58V57H99ZM176 58V59H175ZM179 59V62L177 63L176 61ZM186 58V59H185ZM194 58V59H193ZM219 58V59H218ZM253 58H255L254 60H253ZM256 58H257V60H256ZM189 59V60H188ZM198 59V60H197ZM210 59V60H209ZM214 59V60H213ZM218 59V60H217ZM220 59H222L221 61H220ZM224 59V60H223ZM182 62H181V61ZM187 60V61H186ZM252 60V61H251ZM260 60V61H259ZM98 62H99V60H97ZM184 61H186V64H184ZM201 61V62H200ZM218 61V62H217ZM176 62V63H175ZM190 62V63H189ZM192 62V63H191ZM195 62H197V63H195ZM206 62V63H205ZM259 62V63H258ZM199 63V64H198ZM202 65H201V64ZM208 63V64H207ZM224 63V64H225ZM12 64V65H11ZM175 64V65H174ZM185 65L184 66V68H183V66L182 65ZM189 64H190V66H189ZM196 64V65H195ZM187 65V66H186ZM201 65V66H200ZM189 66V67H188ZM16 67V69H15V71H13L14 70V68ZM97 67V66H96ZM204 67V68H205ZM97 68H99V67H97ZM176 68H177V70H176ZM180 68H183V69H180ZM258 69V70H257ZM17 70V71H16ZM173 71H174V73H173ZM257 73H256V72ZM176 73V74H175ZM255 73V74H254ZM13 74L15 75V76H13ZM52 74H54V72H52ZM52 74H51V79H50V77H49V79H48V77L46 78V83H48V85L50 86V87H47V88H49L48 90H56V86L58 87V84H56L57 83V77L60 75V77H58V79L59 78H61V76H62V73H57L58 75L57 76H55L54 75V77L52 76ZM178 74V75H177ZM182 74V75H181ZM220 74V76L218 77V75ZM19 75H22V76H18ZM25 75H26V78H24L25 77ZM24 76V77H23ZM178 76V77H177ZM214 76H216L215 78H214ZM254 76V77H253ZM260 76V77H259ZM21 77V78H20ZM52 77H53V80H52ZM176 77V78H175ZM259 77V78H258ZM19 78V79H18ZM23 78H24V80H23ZM214 78V79H213ZM19 81H18V80ZM172 79V80H171ZM47 80H49V81H51V82H49V81H47ZM54 80L56 81V82H54ZM171 80V81H170ZM263 82H262V81ZM17 81H18V83H17ZM22 81V82H21ZM59 81V80H58ZM256 81V82H255ZM20 83V84H19ZM174 83V84H173ZM176 84V85H175ZM213 84H215V85H217V87H218V93L216 92V90H217V87L215 86V85H213ZM260 84V85H259ZM168 85H170V86H168ZM229 86V89H228V86ZM258 85V86H257ZM22 86L24 87V88H22ZM167 86V87H166ZM214 86V87H213ZM231 86V87H230ZM251 86V87H250ZM215 87H216V90H215ZM21 88V89H20ZM54 88V89H53ZM196 88V89H195ZM211 88L213 89L212 91H211ZM221 88H222V90H221ZM230 88H232V89H230ZM25 89V90H24ZM164 89H166V90H164ZM262 89V90H261ZM198 90V91H197ZM215 90V92H213ZM220 90H221V92H220ZM228 90H230L229 91V93H228ZM252 90V91H251ZM202 92V94L200 93V92ZM204 91V92H203ZM224 91V92H223ZM227 93H226V92ZM237 91V92H236ZM260 91V92H259ZM165 92V93H164ZM206 92V94H204ZM243 92V93H242ZM257 92V93H256ZM191 93H195L196 95H195V97H194V99L192 100L193 102L191 103V104H189L188 106H184L185 104L184 103H186V100L189 98V95L191 94ZM198 93V94H197ZM210 95H209V94ZM217 93V94H216ZM22 94V95H23ZM204 94V95H203ZM227 94V95H226ZM242 95V97H240L241 95ZM252 94V95H251ZM201 95V96H200ZM202 95H203V97H202ZM223 95H224V97H225V99H224V97H223ZM164 97V98H163ZM257 97V98H256ZM139 98V97H138ZM156 98H158V99H156ZM169 98V99H168ZM209 98V99H208ZM34 99V98H33ZM32 99V100H33ZM128 99V100H127ZM136 99V100H135ZM223 99V100H222ZM229 99V100H228ZM125 100H126V102H125ZM135 100V101H134ZM158 100V101H157ZM164 100V101H163ZM203 100V101H202ZM209 100H211V101H209ZM221 100V101H220ZM225 100H226V102L229 104V105H235V106H237L238 108H239V110H240V112H239V114H240V118L239 119H237L235 122H231V123H227V120L225 119V117H224V119H223V114H224V109L223 108H221V107H228V104H226V102H225ZM27 101V102H26ZM37 100H34V101H28V98H24L23 100H22V103L25 105L26 104V107H24V105H23V107H22V109L23 108H25L24 109V112L25 113H28V112H30L31 113V111L33 110V108H32V106L34 107L35 105H33L32 103H34L35 104V102H36ZM129 101V102H128ZM134 101V102H133ZM137 101V102H136ZM156 101V102H155ZM161 101V102H160ZM206 101H207V104H206ZM216 101V102H215ZM220 103H219V102ZM124 102V103H123ZM127 102H128V104H127ZM158 102V103H157ZM160 102V103H159ZM165 104H164V103ZM205 102V103H204ZM211 102V103H210ZM223 102H225V103H223ZM27 103H28V105H27ZM104 103V102H103ZM137 103V104H136ZM30 104H32V105H30ZM108 104V105H109ZM123 105V107H122V105ZM131 106H130V105ZM136 104V105H135ZM140 104H141V106H140ZM156 104H157V106H156ZM161 104V105H160ZM167 104V105H166ZM220 104H223V105H220ZM225 104H226V106H225ZM109 105V106H110ZM121 105V107H119ZM128 105V106H127ZM140 106V108H139V106ZM218 107H217V106ZM242 105V106H241ZM255 105V106H254ZM30 106V107H29ZM154 106H156V107H154ZM132 107V108H131ZM162 107H163V109H162ZM193 107H194V109H193ZM241 107V108H240ZM245 107V108H244ZM252 107V108H251ZM28 108V109H27ZM35 108V107H34ZM37 108V107H36ZM122 108H126V109H123L122 110ZM135 108H137V109H135ZM143 108V109H142ZM159 108V109H158ZM187 108V109H186ZM211 108V109H210ZM215 108V109H214ZM262 108V109H261ZM31 109V111H29ZM154 109V110H153ZM197 109V110H196ZM207 109V110H206ZM221 111H220V110ZM120 110V111H119ZM122 110V111H121ZM150 110H153V111H150ZM223 110V111H222ZM243 111H245V112H243ZM23 112V113H24ZM115 112L117 113V114H115ZM179 112V113H178ZM214 112V113H213ZM223 112V113H222ZM254 112V113H253ZM149 113V114H148ZM198 113V114H197ZM220 113H222V114H220ZM257 113V114H256ZM260 113V114H259ZM136 114V115H135ZM216 114V115H215ZM220 114V115H219ZM128 115H129V117H128ZM131 115V116H130ZM198 115V116H197ZM210 115H211V117H210ZM218 115V116H217ZM226 114H224V116H225ZM259 115V116H258ZM205 116V117H204ZM222 116V117H221ZM242 116V117H241ZM134 117H136V118H134ZM141 117V118H140ZM157 117V118H156ZM191 117V118H190ZM195 117V118H194ZM204 117V118H203ZM218 117V118H217ZM74 117H72V120H74L73 119ZM126 118V119H125ZM174 118V119H173ZM192 119V120H190V119ZM71 118H68V120H70ZM123 119V120H122ZM172 119V120H171ZM72 120H70L69 121V124L70 125H68V127H71V126H73V127H76V125H77V123H76V125H71V124H75V121L73 122ZM162 120V121H161ZM185 120V121H184ZM203 120V121H202ZM205 120V121H204ZM214 120V121H213ZM133 121V122H132ZM188 121V122H187ZM189 121H190V123H189ZM200 121V122H199ZM201 121H202V123H201ZM238 121V122H237ZM13 122V121H12ZM122 122H124V123H122ZM168 122V123H167ZM206 122V123H205ZM208 122V123H207ZM199 123H201V124H199ZM240 123V124H239ZM259 123V124H258ZM108 124V125H107ZM135 124V125H134ZM209 124V125H208ZM230 124H231V126H230ZM10 125H11V122H10ZM64 125L65 124H62V126H63V128H64ZM107 125V126H106ZM258 125V126H257ZM200 126V127H199ZM257 126V127H256ZM197 127V128H196ZM237 127V128H236ZM115 128H116V130H117V132L115 133ZM258 128V129H257ZM260 128V129H259ZM11 129H12V131H11ZM69 129H72L73 130V128L71 127V128H69ZM75 129V128H74ZM93 129V128H92ZM99 129H101V130H99ZM107 129H110V130H107ZM111 129H114V130H112L111 131ZM134 129V130H133ZM173 129V130H172ZM91 132H90V131ZM236 130V131H235ZM256 130V131H255ZM83 131V130H82ZM87 131V132H86ZM93 131V132H92ZM101 131V132H100ZM109 131V132H108ZM112 132V135L111 134H109V133H111ZM88 132H90L89 134H88ZM99 132H100V134H99ZM108 132V133H107ZM115 134H114V133ZM208 132V133H207ZM237 132V133H236ZM118 133H120L119 135H118ZM10 134V135H9ZM103 134V135H102ZM122 134V135H121ZM127 134H128V136H130V137H127ZM210 134V135H209ZM235 134V135H234ZM5 135V132L4 131H0V138H1V140L2 139H4V136ZM8 135L9 136H12L14 139H16L17 138V136H16V133L15 132H13V128L11 127L10 128V132L7 134V137H8ZM111 135V136H110ZM117 135V137H116V139H115V141L117 140V138H119V140H117L115 143L117 144V147H115L116 146V144L114 145V143L111 141L113 138H115L114 136H116ZM234 135V136H233ZM264 135V134H263ZM262 135V136H263ZM4 136V137H3ZM121 136V137H120ZM125 138H128L127 140H129V141H131L132 142V144H130V143H128L127 142V140L126 139H123V137ZM133 136V137H132ZM103 137V138H102ZM104 137H105V139H104ZM132 137V138H131ZM163 137V138H162ZM232 137V138H231ZM122 138V139H121ZM131 138V139H130ZM155 138V139H154ZM160 138V139H159ZM18 139L19 138H17V141H12V143L11 144H15L14 146H15V149H13V147H12V149L14 150L13 151V154L11 155V157L9 158L10 160H9V162L7 163L6 161L5 162H2V163H0V164H6V168H5V165L3 164L2 165V167L4 168V170H3V168H2V170L0 171L1 173H2V175H3V177L4 176H8V177H10L11 176V174L13 175V177L15 176V174L16 175H18L19 174V172L20 173H22L21 172V170L22 171H24L25 172V170H24V168H28V170H30V171H40V169H42V167L40 166V162H39V159L37 160L36 159V157H34L35 159H33V158H31V156H29V154L28 153H26V150H25V152L23 153V150L21 149V145H20V143L21 142H19L18 141ZM166 139H168V140H166ZM175 139V140H174ZM109 140V141H108ZM133 140V141H132ZM150 140V141H149ZM102 141V142H101ZM111 141V142H110ZM119 141V142H118ZM123 141V142H122ZM126 141V142H125ZM137 141V142H136ZM154 141V142H153ZM159 141H160V143H159ZM166 143H165V142ZM242 141V142H241ZM250 141V142H249ZM106 142V143H105ZM136 142V143H135ZM155 142L157 143L156 145H155ZM162 142V143H161ZM100 143H101V145H100ZM108 143H109V146H108ZM113 143V144H112ZM128 143V145H126ZM139 143V144H138ZM152 143V144H151ZM154 143V144H153ZM174 143V144H173ZM204 144V145H202V144ZM209 143V144H208ZM103 144V145H102ZM111 144V145H110ZM124 144V145H123ZM142 144V145H141ZM161 144H163V146L161 145ZM12 145V146H13ZM65 145V144H64ZM107 145V146H106ZM113 145V146H112ZM130 145H132V146H130ZM137 145V146H136ZM138 145H140V146H138ZM153 145H155V146H153ZM159 145H160V147L162 146V149L163 150H161L160 148H158L159 147ZM174 145V146H173ZM20 146V147H19ZM118 146H123V147H125V148H123V147H118ZM128 146V147H127ZM144 146V147H143ZM246 146H247V148H246ZM111 149H110V148ZM113 147L115 148V149H113ZM127 147V148H126ZM129 147H131L132 148V151H130L131 149H129ZM137 147V148H136ZM165 147H166V149H165ZM184 147H185V149H186V151L184 150ZM230 147V148H229ZM235 147V148H234ZM237 147V148H236ZM245 147V148H244ZM249 147V148H248ZM58 148V149H59ZM81 148V147H80ZM118 148H119V150H118ZM124 149V151H125V149H127L126 151L128 152V153H130V155L133 153V151H135L136 150V153H135V155L136 154H138L137 156H136V158H134V155H133V158L131 157V156H126L128 153L127 152H125L126 153V155H125V158H122L121 156L124 154V151L123 150H120V149ZM133 148L135 149V150H133ZM228 148V149H227ZM234 148V149H233ZM242 148V149H241ZM20 149V150H19ZM107 149V150H106ZM138 149V150H137ZM142 150V153H140L141 152V150ZM148 149V150H147ZM188 149V150H187ZM244 149H248V150H246V151H244L245 152V154H244V152H243V154H241L242 153V151L244 150ZM253 149V150H252ZM66 150V149H65ZM111 150V151H110ZM119 151V153L117 154V152ZM147 150V151H146ZM168 150V151H167ZM171 150V151H170ZM175 150V151H174ZM180 151V154L178 153L179 151ZM183 150V151H182ZM205 150V151H204ZM233 150V151H232ZM234 150H235V152L236 151H240L239 153H240V157L238 156V158H237V156L235 155L236 153H234ZM242 150V151H241ZM110 151V152H109ZM130 151V152H129ZM137 151H139V153L137 152ZM178 151V152H177ZM197 151V152H196ZM213 151V152H212ZM228 151V152H227ZM62 152H64V153H62ZM78 152V153H77ZM81 152V153H82ZM105 152H107V153H105ZM123 152V153H122ZM132 152V153H131ZM148 152V153H147ZM157 152V153H156ZM167 152V153H166ZM169 152V153H168ZM176 153L177 154V160H176V158L175 159H171V154L172 153ZM187 152V153H186ZM248 154H247V153ZM251 152V153H250ZM17 153V154H16ZM80 153V154H81ZM112 153H111V155H112ZM145 155H144V154ZM156 153V154H155ZM199 153V154H198ZM209 153V154H210ZM233 153V154H232ZM74 154V155H73ZM114 154V155H115ZM170 154V155H169ZM179 154V155H178ZM228 154V155H227ZM72 155V156H71ZM76 155V156H75ZM96 155V154H95ZM96 155V156H97ZM146 156V157H144L145 158V160H143L142 159V156ZM168 155V156H167ZM188 155H190V154H188ZM187 155V156H188ZM232 155V156H231ZM243 155V156H242ZM248 155H251V157L250 156H248ZM28 156H29V158H28ZM71 156V157H70ZM113 156V155H112ZM141 158H140V157ZM182 156V157H181ZM13 157V158H12ZM84 157V156H83ZM82 157V158H83ZM124 157V156H123ZM221 157V158H220ZM242 157H244V160H243V158ZM248 157V158H247ZM253 157V158H252ZM12 158V159H11ZM72 158V159H71ZM131 158L134 160V162H133V160H131ZM137 158H139V160H140V162L142 163V161H144V162H146V160H147V169L145 168L144 170H147V171H145L146 173H144L143 175L141 174V177H142V179L144 178L145 179V181H147L146 182V184L147 183H149L150 182V184H149V186H151V189H153L152 187H154L155 185H157L156 187H154V189H153V194L150 196V198H147L146 199V197H143L144 199H146V201L143 199V202H145V204L146 205H148V208L149 209H146V217L147 218H149V219H151L152 221H148V222H142L141 221V217H142V214H143V212H144V210L142 209V208H137L136 206L137 205H134L136 202L135 201H137V200H135L134 201V198H136V196H135V194L137 193L136 191H135V188L134 189H132L131 188V186L129 187V185L130 184H128V186L126 185V186H122V185H125V184H123V182H124V180L123 179H127L128 178V176L129 175H132L134 172H138L140 169H139V167L141 166V168H142V164H139V161L138 160H136ZM167 158H170V159H167ZM68 159V160H67ZM126 159H128L127 161H126ZM38 162H37V161ZM136 160V161H135ZM169 160L171 161V162H169ZM32 161V162H31ZM130 161V162H129ZM138 161V162H137ZM172 161H175V162H173V164H172ZM245 161V162H244ZM249 161V162H248ZM10 162H13V163H11L12 165H10ZM122 162V161H121ZM128 162V163H127ZM240 162V163H239ZM244 162V163H243ZM247 162V163H246ZM73 163V164H72ZM129 163H131L132 164V167H131V164H129ZM139 165H138V164ZM146 163H144V167L146 166L145 164ZM242 163V164H241ZM67 164V165H66ZM71 166H70V165ZM75 164V165H74ZM88 164V165H87ZM99 164V163H98ZM124 165V166H122V165ZM128 164H129V166H128ZM138 166H137V165ZM172 166H170V165ZM176 164V165H175ZM8 165V166H7ZM16 165V166H15ZM29 165V166H28ZM70 167H69V166ZM86 165V166H85ZM256 165H258V163H256ZM256 165H255V167H253V169L254 168H256ZM12 166V167H11ZM26 166V167H25ZM61 166H59V167H61ZM67 166V167H66ZM128 168V170H132V172H131V174L129 173V171H127L126 169V167ZM166 166V167H165ZM168 166V167H167ZM175 166V167H174ZM214 166V167H213ZM238 168L239 170H240V172L241 173H239V174H237L236 172L235 173H233V171H232V169L233 168ZM240 166L242 167V168H240ZM244 166V167H243ZM9 167H10V169H9ZM37 167V168H36ZM39 167H41L40 169H39ZM77 167H79V168H77ZM83 167H84V169H83ZM123 167H125V168H123L124 170H122V168ZM162 167V168H161ZM220 167V168H219ZM0 168V169H1ZM63 168H65L66 169V172H65V170L63 169ZM77 168V169H76ZM81 168V169H80ZM94 168V169H93ZM130 168V169H129ZM134 168V169H133ZM139 169V170H136V169ZM148 168H149V170H148ZM154 168V169H153ZM163 168H164V170H163ZM165 168L167 169V170H165ZM213 168V169H212ZM216 168L219 170H217V171H215L216 170ZM244 168V169H243ZM37 169V170H36ZM68 169V170H67ZM70 169V170H69ZM72 169H74V170H72ZM90 169V170H89ZM122 171H124V173L123 172H121L120 173V171L121 170ZM150 169H152L153 171H159V173H158V171L156 172V174L157 175H155V174H153L152 175V173H153V171H151ZM161 169H162V171L163 172H161L160 173V171H161ZM50 170V173L52 172L51 171V169H49ZM48 170V171H49ZM62 170H64V172L62 171ZM72 170V171H71ZM108 170V171H107ZM110 170V171H109ZM119 171V173H117L118 171ZM126 170V171H125ZM136 170V171H135ZM169 170V171H168ZM171 170V171H170ZM5 172L4 174H3V172ZM38 171V172H39ZM43 171H44V168H43ZM46 171V170H45ZM70 171H71V174H70ZM90 171V172H89ZM93 171H95V172H93ZM115 171H116V174H115ZM134 171V172H133ZM175 171V172H174ZM221 171V172H220ZM12 172V173H11ZM64 174H63V173ZM69 172V173H68ZM79 172H80V174H79ZM82 172V173H81ZM92 172V173H91ZM109 172H111V173H109ZM152 172V173H151ZM172 172H173V174H172ZM0 173V174H1ZM11 173V174H10ZM72 173L74 174V175H72ZM75 173H77V174H79L78 175V177H77V174L75 175ZM128 173V174H127ZM166 173V174H165ZM170 173L172 174V175H170ZM176 175H175V174ZM233 173V174H232ZM9 174H10V176H9ZM67 174H69V175H67ZM83 176H82V175ZM111 174H113V175H111ZM122 174H124V176L122 175ZM135 174V173H134ZM160 174V175H159ZM162 174V175H161ZM222 174V176H220ZM69 177H67V176ZM72 175V176H71ZM81 175V176H80ZM86 177H85V176ZM89 175H88V177H89ZM107 175V176H106ZM145 175H146V177H145ZM151 177H150V176ZM165 175V176H164ZM179 177H178V176ZM224 175V176H223ZM228 175V176H227ZM6 176V177H7ZM62 176V177H61ZM63 176H65V177H63ZM92 176V175H91ZM102 176V177H101ZM114 176V177H113ZM116 176V177H115ZM153 176H155V177H160L159 179H158V182H157V180L155 181V177H153ZM171 176V177H170ZM175 176V177H174ZM177 176V177H176ZM182 176H184V177H182ZM251 176V178H249L248 179V177H250ZM82 179H81V178ZM122 177V178H121ZM124 177V178H123ZM151 178V180H153V181H150V179H146V178ZM152 177H153V179H152ZM242 177V178H241ZM64 178V179H63ZM73 178V179H72ZM155 178V179H154ZM169 178H172V179H169ZM223 178V179H222ZM62 179H63V181H62ZM101 179V180H100ZM164 179V180H163ZM167 179V180H166ZM182 179V180H181ZM230 179L232 180V181H230ZM242 181H241V180ZM65 180V181H64ZM67 180V181H66ZM69 180V181H68ZM72 180V181H71ZM76 180V181H75ZM78 180V181H77ZM102 180H104V182L102 181ZM116 180V181H115ZM171 180V181H170ZM211 180H213L212 178H211ZM224 180L227 182L228 181V184L226 183V182H224ZM101 181H102V183H101ZM154 181H155V183H154ZM163 181H165V182H163ZM237 181H238V183H239V187H241V189L238 187V183H237ZM247 181V182H246ZM62 182V183H61ZM66 182V183H65ZM75 182V183H74ZM120 182V183H119ZM151 182H153V184L154 185H151ZM163 182V183H162ZM173 182V183H172ZM175 182V183H174ZM224 182V183H223ZM232 183V184H230V183ZM234 182L235 183H237V184H234ZM78 183V184H79ZM185 183V184H184ZM187 183V184H186ZM226 183V184H225ZM241 183V184H240ZM65 184V185H64ZM72 184V185H73ZM161 184V185H160ZM171 184H173V185H171ZM234 184V185H233ZM246 184V185H245ZM252 184V185H251ZM105 185V186H104ZM107 185V186H106ZM114 187H113V186ZM170 185V186H169ZM224 185V186H223ZM230 185H232V187L230 186ZM241 185V186H240ZM242 185H243V187H242ZM251 185V186H250ZM53 188H52V187ZM158 186H161V187H158ZM177 186V187H176ZM230 186V187H229ZM235 186H236V188H235ZM246 186V187H245ZM63 187V188H62ZM71 187V188H70ZM109 187V188H108ZM171 187V188H170ZM182 187V188H181ZM251 187V188H250ZM46 189V187H43V189ZM125 188V189H124ZM188 188H189V190H188ZM222 188V189H221ZM239 188V190H237L238 191V195H235L236 194V191L234 190V189H238ZM252 188V189H253ZM128 189H129V191H128ZM131 189V190H130ZM162 189H164V190H162ZM167 189V190H166ZM185 189H187V190H185ZM251 189V190H252ZM47 190V189H46ZM55 190V191H54ZM57 190V191H56ZM74 190V189H73ZM133 190V191H132ZM169 190V191H168ZM221 190H223V191H221ZM234 190V191H233ZM69 191L70 190H68V193H69ZM102 191V190H101ZM130 191L132 192V193H130ZM154 191H155V193H154ZM156 191H158L159 193H156ZM164 191V192H163ZM221 191V192H220ZM230 191H232L233 192V194L230 192ZM255 191V190H254ZM261 191V192H260ZM57 192V193H56ZM128 192V193H127ZM160 192H162V193H164V194H161ZM224 192V193H223ZM259 193H261V195H262V198L263 199H261V201H263L264 202V181H263V184L261 183V187H260V189H259V191H258ZM67 193V194H68ZM125 193V194H124ZM191 195H190V194ZM221 195H220V194ZM230 193V194H229ZM61 194V195H60ZM105 194V195H104ZM124 194V195H123ZM130 194V195H129ZM161 194V195H160ZM173 194V195H172ZM186 194V195H185ZM79 195V196H78ZM103 195V196H102ZM128 197H127V196ZM149 195L150 194H148V196L147 197H149ZM188 195V196H187ZM206 195L208 196V195H211V193H209V191L206 193ZM44 196H45V198H43V197H39L40 199H38V201L36 202V204L38 203V207L36 206L35 208L37 209H39L40 211H38V209L37 210H33V212H35V211H38V212H36V213H34V217L32 216L31 217V214L30 213H28L29 214V219H28V222L29 221H31V219H32V224L33 225H39V224H41L42 222L41 221H43L42 220V217L45 215V213L47 212V209H43L42 207L45 205V206H47V203H49L48 201H49V197H46L47 195L46 194H44ZM100 196V197H99ZM123 196V199H121L120 197H122ZM155 196V197H154ZM184 196V197H183ZM236 196V197H235ZM59 197H60V199H59ZM99 197V198H98ZM129 197H131V198H133L132 199V201L134 202V209L135 208H137V209H135L134 211H132V212H135V217L134 218H136V219H134V218H131L132 216V212H130V210L129 211H127V210H123V208L121 207V205L119 206V204H122V203H116V202H121V201H123L125 198H129ZM181 197V198H180ZM235 197V198H234ZM101 198V199H100ZM119 198L121 199V200H119ZM156 198V199H155ZM187 200H186V199ZM237 198V199H236ZM96 199V200H95ZM158 199H160V200H158ZM234 199H236V200H234ZM41 200V201H40ZM118 200V201H117ZM188 200H189V202H188ZM59 201V202H58ZM64 201H66V203L68 204H64L65 202ZM105 201V202H104ZM116 201V202H115ZM131 201V203H133ZM157 201V202H156ZM234 201V202H233ZM42 202H43V204H42ZM78 202V201H77ZM84 202V203H83ZM95 202V203H94ZM262 202V203H263ZM104 203V204H103ZM107 203H108V205H107ZM113 203H115L114 205H113ZM185 203H187V205L185 204ZM211 203V204H212ZM234 203V204H233ZM261 203V204H262ZM84 204V205H83ZM111 204V205H110ZM117 204V205H116ZM212 204V205H213ZM79 205V204H78ZM174 205V206H173ZM186 207H185V206ZM214 205V206H215ZM238 205V204H237ZM42 206V207H41ZM44 206V207H45ZM68 207V208H66V207ZM85 206V207H84ZM100 206V207H99ZM112 206V207H111ZM173 206V207H172ZM183 206V207H182ZM191 206V207H190ZM232 206H233V208H232ZM234 206H235V208H234ZM64 207V208H63ZM71 207H72V209H71ZM88 207V209L86 210V208ZM103 207V208H102ZM107 207H110L109 209L107 208ZM168 207V208H167ZM169 207H172V208H169ZM175 207V208H174ZM222 207V208H221ZM228 207V208H227ZM261 211H263L262 212V216H261V218L263 219H260L259 220V223H260V226L261 227H263V224H262V222L264 223V203L261 205ZM34 208V209H35ZM81 208V207H80ZM83 208H85V209H83ZM108 210H107V209ZM117 208V209H116ZM174 208V209H173ZM184 208V209H183ZM240 210H239V209ZM245 210H244V209ZM66 209V210H65ZM73 209H74V211H73ZM104 209H106V210H104ZM116 209V210H115ZM218 209V210H217ZM237 209V210H236ZM243 209V210H242ZM263 209V210H262ZM42 210V211H41ZM72 210V211H71ZM87 212H86V211ZM89 210V211H88ZM98 210H100V211H98ZM104 210V211H103ZM115 210V211H114ZM167 210H171L170 212H168ZM207 210H208V212H207ZM213 210V211H212ZM215 210V211H214ZM232 210H234V211H232ZM239 210V211H238ZM44 211V212H43ZM46 211V212H45ZM71 213L70 215H69V212ZM105 211H108L107 213L105 212ZM114 211V212H113ZM160 211V212H159ZM163 213H162V212ZM166 211V212H165ZM173 211V212H172ZM190 211V212H189ZM261 211H260V213H261ZM88 212H89V214H88ZM98 212H99V214H98ZM106 214H105V213ZM229 212H230V214H229ZM232 212V213H231ZM238 212V213H237ZM239 212H241V213H239ZM255 212V211H254ZM86 213H87V215H86ZM91 213V214H90ZM117 213V214H116ZM37 214V215H36ZM39 214V215H38ZM98 215V217L96 218V216ZM127 214V215H126ZM232 214V215H231ZM235 214V215H234ZM239 215V216H236V215ZM243 214V215H242ZM22 215V216H21ZM20 215V219L22 220V217H23V219H25L24 218V216H25V214H21ZM24 215V216H23ZM89 215V217H87ZM94 215H95V217H94ZM100 215V216H99ZM105 215V216H104ZM122 215V216H121ZM149 215V216H148ZM231 215V216H230ZM42 216V217H41ZM84 216H85V218L87 219H84ZM92 216V217H91ZM131 216V217H130ZM165 216V215H164ZM169 216V215H168ZM229 216V217H228ZM39 217V218H38ZM41 217V218H40ZM71 217V218H70ZM95 219H94V218ZM125 217V218H124ZM127 217V218H126ZM166 217V216H165ZM235 217V218H234ZM38 218V219H37ZM91 220H90V219ZM99 218V219H98ZM115 218H118V220L117 219H115ZM234 218V219H233ZM41 219V220H40ZM69 219V220H68ZM101 219V220H100ZM121 219H122V221H121ZM123 219H125V220H123ZM131 219H133V220H130ZM156 219V220H155ZM186 219V220H185ZM232 221H231V220ZM37 221V222H33V221ZM83 220V222H81ZM89 220V221H88ZM99 220V221H98ZM107 220V222L105 223V221ZM137 222H136V221ZM233 220H235V221H233ZM262 220V221H261ZM92 221V223H90ZM94 221V222H93ZM126 221V222H125ZM139 221V222H138ZM140 221H141V223L142 224H144V225H142L141 223H140ZM155 221V222H154ZM224 221V222H223ZM229 221H231V223L229 222ZM89 222V223H88ZM130 222V223H129ZM30 223V222H29ZM30 223V224H31ZM37 223V224H36ZM57 223V222H56ZM98 223V224H97ZM128 223V224H127ZM230 223V224H229ZM126 224V225H125ZM91 225V226H90ZM94 225L96 226L95 228H94ZM141 225V226H140ZM150 225V226H149ZM223 225V226H222ZM81 226V225H80ZM142 226H143V229H141L142 228ZM53 227V228H52ZM225 227V228H224ZM230 227V228H229ZM261 227H260V229H261ZM49 228H47V232H49L50 230H49ZM146 228L148 229V230H146ZM150 228V229H149ZM218 228V229H217ZM228 228V229H227ZM94 229H96V230H94ZM119 229H120V231L121 232H119ZM141 229V230H140ZM192 229H195V228H192ZM220 229V230H219ZM224 229V230H223ZM49 230V231H48ZM109 230V231H108ZM131 230H132V232H131ZM143 230V231H142ZM225 230H227V231H225ZM50 231V233H52ZM88 231V233H84V232H87ZM139 231H141V232H139ZM159 231H160V229H159ZM114 232H115V234H114ZM108 233L106 234V235H108ZM135 233V234H134ZM196 233V232H195ZM194 233V234H195ZM118 234H119V236H118ZM136 235V236H135ZM138 235V236H137ZM217 235V236H216ZM232 235H233V237H232ZM112 236V237H111ZM134 236V237H133ZM95 237V236H94ZM117 237H120V238H118L117 239ZM225 237V236H224ZM138 238V239H137ZM208 239V240H207ZM236 240H238V238H235ZM234 239V241L233 242H235L236 244H234V246L236 247V245H238L239 243H237L236 242V240ZM90 240V239H89ZM135 240V241H134ZM205 240V241H204ZM251 240H253V239H250L249 241H247L246 243H245V245H249L248 246V248L247 249H249L248 251L245 249V251H243V253L244 254H241L240 255V253H242V251L241 250H239L238 248H239V245H238V247H236V248H234L235 250H236V253H238V257H237V259H240L241 261H243L244 263H245V261H246V259H247V257L250 255H255V254H259L261 251H260V247H258L257 245H255L256 244V242L253 240V241H251ZM0 241H2V239H0ZM216 242H218V240H216ZM255 242V243H254ZM135 244V245H134ZM136 244H137V246H136ZM214 244V243H213ZM88 245V246H87ZM78 246V245H77ZM252 246H254V247H252ZM59 246L57 245V248H58ZM85 247V248H84ZM262 247V246H261ZM56 248V249H57ZM263 248V247H262ZM79 249V250H78ZM83 249H85V251H83ZM106 249H107V251H106ZM253 250V251H252ZM79 251V252H78ZM259 251V252H258ZM110 252H111V254H110ZM131 252H132V254H131ZM240 252V253H239ZM104 253H105V255H104ZM151 253H153L152 251H151ZM245 253H248V254H246L245 255ZM108 254H109V256H108ZM107 255V256H106ZM104 256H106V257H104ZM242 256H244V257H242ZM149 257V256H148ZM153 257V255H151L150 256V259ZM240 257V258H239ZM88 258V259H87ZM182 258V257H181ZM180 258V259H181ZM153 259V258H152ZM179 258H178V261L180 260ZM69 261L67 260V261H63V263L64 262H66L65 264H67V263H69ZM78 261V262H77ZM81 261V262H80ZM83 261V262H82ZM100 261L102 262V263H100ZM126 261V262H125ZM93 262V263H92ZM63 263H61V264H63ZM128 263V262H127ZM154 264H159V263H157V261H154L153 262ZM50 264V263H49ZM178 264V263H177Z\"/></svg>",
    "mask_w": 264,
    "mask_h": 264
}]
</instances>
